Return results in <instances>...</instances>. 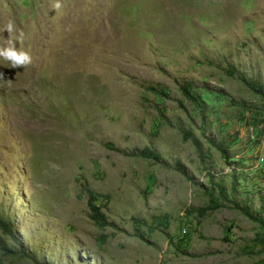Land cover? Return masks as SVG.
<instances>
[{
	"label": "rangeland",
	"instance_id": "1",
	"mask_svg": "<svg viewBox=\"0 0 264 264\" xmlns=\"http://www.w3.org/2000/svg\"><path fill=\"white\" fill-rule=\"evenodd\" d=\"M54 2L0 0V264H264V0Z\"/></svg>",
	"mask_w": 264,
	"mask_h": 264
},
{
	"label": "clouds",
	"instance_id": "2",
	"mask_svg": "<svg viewBox=\"0 0 264 264\" xmlns=\"http://www.w3.org/2000/svg\"><path fill=\"white\" fill-rule=\"evenodd\" d=\"M63 7L60 0H55L52 5L54 11H58ZM7 32L5 46L0 47V58L8 62L11 68H24L31 64L32 57L29 51L22 46L25 40V33L22 29H18L13 20H8L4 25L3 32ZM3 78V73H0V79Z\"/></svg>",
	"mask_w": 264,
	"mask_h": 264
},
{
	"label": "trees",
	"instance_id": "3",
	"mask_svg": "<svg viewBox=\"0 0 264 264\" xmlns=\"http://www.w3.org/2000/svg\"><path fill=\"white\" fill-rule=\"evenodd\" d=\"M134 152H132L133 154ZM137 155L143 156V157H152L153 159H157L158 155L156 153H154L152 150L148 149V148H144L142 150H139ZM247 215H249L250 217H252L247 211H244ZM4 229H6V231H10L9 228L7 226H4Z\"/></svg>",
	"mask_w": 264,
	"mask_h": 264
}]
</instances>
